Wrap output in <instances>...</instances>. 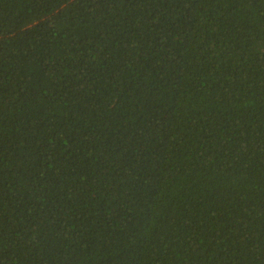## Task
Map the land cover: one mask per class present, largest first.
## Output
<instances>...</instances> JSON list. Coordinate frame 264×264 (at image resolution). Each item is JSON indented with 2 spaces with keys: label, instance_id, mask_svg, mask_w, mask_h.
<instances>
[{
  "label": "trees",
  "instance_id": "obj_1",
  "mask_svg": "<svg viewBox=\"0 0 264 264\" xmlns=\"http://www.w3.org/2000/svg\"><path fill=\"white\" fill-rule=\"evenodd\" d=\"M0 264H264V0H0Z\"/></svg>",
  "mask_w": 264,
  "mask_h": 264
}]
</instances>
